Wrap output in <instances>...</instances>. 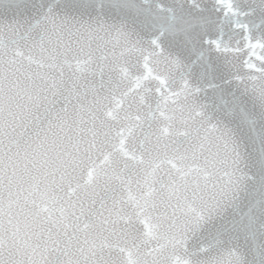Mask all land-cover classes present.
Masks as SVG:
<instances>
[{"label":"water","instance_id":"water-1","mask_svg":"<svg viewBox=\"0 0 264 264\" xmlns=\"http://www.w3.org/2000/svg\"><path fill=\"white\" fill-rule=\"evenodd\" d=\"M0 264H264V0H0Z\"/></svg>","mask_w":264,"mask_h":264}]
</instances>
